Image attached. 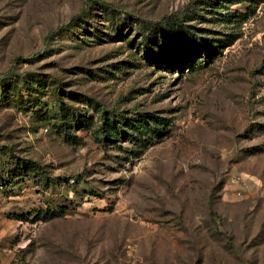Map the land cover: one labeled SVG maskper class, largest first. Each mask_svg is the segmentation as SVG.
<instances>
[{
  "label": "rangeland",
  "instance_id": "374dc122",
  "mask_svg": "<svg viewBox=\"0 0 264 264\" xmlns=\"http://www.w3.org/2000/svg\"><path fill=\"white\" fill-rule=\"evenodd\" d=\"M1 147L0 264H264V0H0Z\"/></svg>",
  "mask_w": 264,
  "mask_h": 264
},
{
  "label": "trees",
  "instance_id": "16d2710c",
  "mask_svg": "<svg viewBox=\"0 0 264 264\" xmlns=\"http://www.w3.org/2000/svg\"><path fill=\"white\" fill-rule=\"evenodd\" d=\"M185 38L187 39L186 34L182 32V40H185ZM172 51H174V50H172ZM138 142H140L139 139H137L136 142H134V144H136ZM140 143H142V142H140ZM0 150L3 151V147H1Z\"/></svg>",
  "mask_w": 264,
  "mask_h": 264
}]
</instances>
